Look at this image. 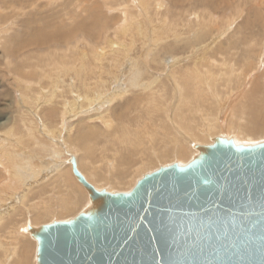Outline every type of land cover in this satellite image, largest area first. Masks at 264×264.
I'll list each match as a JSON object with an SVG mask.
<instances>
[{"label": "rangeland", "instance_id": "rangeland-1", "mask_svg": "<svg viewBox=\"0 0 264 264\" xmlns=\"http://www.w3.org/2000/svg\"><path fill=\"white\" fill-rule=\"evenodd\" d=\"M70 100H77L73 110ZM52 106H59L54 119ZM263 106L264 0H0V122L10 118L0 127V161L10 167L0 165V213L15 208L0 226V246L9 251L0 248V264H14L15 254V264L38 262L36 240L16 234L28 222L38 228L70 221L93 207L57 173L71 166L69 154L99 190L129 193L153 171L179 165L181 143L190 155L184 164L199 156L194 145L215 138L264 143ZM178 122L193 136L184 137ZM51 128L59 131L55 141ZM144 144L151 159L128 152ZM10 153L22 162L17 178L8 172ZM70 201L78 205L71 213Z\"/></svg>", "mask_w": 264, "mask_h": 264}, {"label": "water", "instance_id": "water-1", "mask_svg": "<svg viewBox=\"0 0 264 264\" xmlns=\"http://www.w3.org/2000/svg\"><path fill=\"white\" fill-rule=\"evenodd\" d=\"M197 149L129 193L97 190L73 159L93 207L29 226L37 264H264V143L216 138Z\"/></svg>", "mask_w": 264, "mask_h": 264}, {"label": "bare ground", "instance_id": "bare-ground-1", "mask_svg": "<svg viewBox=\"0 0 264 264\" xmlns=\"http://www.w3.org/2000/svg\"><path fill=\"white\" fill-rule=\"evenodd\" d=\"M133 2V1H132ZM134 3V2H133ZM161 3H159V5H160ZM229 4V3H228ZM234 22V21H233ZM227 54L228 53H226V56H227ZM230 56V55H229ZM231 66H233L232 64H231ZM236 69V68H235ZM237 70V69H236ZM238 72V71H237ZM223 73V72H222ZM225 73V72H224ZM238 74V73H237ZM236 74V75H237ZM261 75V74H260ZM235 76V75H234ZM194 77V76H193ZM223 77H226V76H224L223 75ZM223 77H221L222 79H223ZM259 77V76H258ZM198 78V77H197ZM231 78V77H230ZM260 78V77H259ZM194 80H195V78H193ZM227 79H228V77H227ZM252 79V78H251ZM136 80V79H135ZM135 80H133V81H135ZM140 79L138 78L137 80H136V82H138ZM219 80H220V78H219ZM218 80V81H219ZM256 80V79H255ZM217 81V82H218ZM185 82V81H184ZM194 82V81H193ZM192 82V83H193ZM258 82V81H257ZM132 83V82H131ZM196 83H198V82H196ZM224 83V82H223ZM229 83V82H228ZM230 84V83H229ZM233 84V83H232ZM201 85V84H200ZM234 85V84H233ZM224 86V85H223ZM252 86V85H251ZM237 87V86H236ZM254 87H256V86H254ZM200 88H202V86L200 87ZM207 88V87H206ZM229 88V87H228ZM231 88H232V86H231ZM230 88V89H231ZM185 89V88H184ZM184 89H183V91H184ZM194 90H196V89H194ZM257 90V89H256ZM203 91V90H202ZM207 91H208V89H207ZM228 91H229V89H228ZM246 91V90H245ZM195 92H197V91H195ZM223 92H225V91H223ZM231 92V91H230ZM58 93V92H57ZM204 93H205V90H204ZM227 93V92H226ZM232 93V92H231ZM234 93V92H233ZM238 93V92H237ZM184 94V93H183ZM206 94V93H205ZM204 94V95H205ZM57 95H59V94H57ZM182 95V94H181ZM185 95V94H184ZM90 96V95H89ZM93 98H88V100H89V104L91 105V104H93L94 103V101H95V98H94V96L93 95H91ZM188 96V95H187ZM186 96V97H187ZM201 96H202V93H201ZM207 96H208V94H207ZM218 96V95H217ZM249 96V95H248ZM253 96V95H252ZM65 97V96H64ZM181 97H183V96H181ZM220 97H222V95H220ZM249 97H251V96H249ZM248 97V98H249ZM77 98V97H76ZM98 98V97H97ZM100 98V97H99ZM191 98V97H190ZM190 98H187V99H189V101H190ZM56 99V98H55ZM147 99V98H146ZM155 99V98H154ZM72 100H74V99H72ZM77 100H78V98H77ZM77 100H75V102L77 101ZM191 100H192V98H191ZM61 101H62V99H61ZM71 101V100H70ZM166 101V100H165ZM222 101V100H221ZM254 101H255V99H254ZM58 102V101H57ZM75 102L74 101H71V107H72V109L71 110H73V106H75ZM144 102V101H143ZM154 102H155V100H154ZM180 102V101H179ZM251 102V101H250ZM50 103V102H49ZM54 103V102H53ZM197 103V102H196ZM199 103V102H198ZM56 104V103H55ZM61 104V103H60ZM64 104V103H63ZM163 104V103H162ZM201 104V103H200ZM208 104V103H207ZM57 105V104H56ZM59 105V104H58ZM198 105V104H197ZM252 105V104H251ZM179 106V105H178ZM193 106V105H192ZM204 106H206V105H204ZM242 106V105H241ZM258 106H259V104H258ZM184 108V105L183 106H181V108ZM260 107V106H259ZM148 108H150L149 106H148ZM180 108V109H181ZM182 108V110H184ZM239 108H240V106H239ZM263 108H264V106H263ZM202 109V108H201ZM247 109V108H246ZM258 109V108H257ZM49 110L51 111V113H52V119H54L55 117H56V113L59 111V106H52V108L51 107H49ZM150 110H152V108H150ZM149 110V111H150ZM215 110V109H214ZM23 111V110H22ZM154 111V110H153ZM180 111V113H181V110H179ZM185 111H187L186 109H185ZM206 111V110H205ZM256 111V110H255ZM151 112V111H150ZM156 112H158V111H156ZM249 112V111H248ZM257 112V111H256ZM60 113V112H59ZM182 113H184V112H182ZM181 113V114H182ZM200 113V112H199ZM239 113V112H238ZM154 114V113H153ZM165 114V113H164ZM188 114H189V112H188ZM60 115V114H59ZM163 115V114H162ZM180 115V114H179ZM187 115V114H186ZM190 115V114H189ZM180 117H182L181 115H180ZM183 117H188V116H185V115H183ZM5 118V121H1L0 122V127H3V128H6L5 126H7L8 127V123H7V125L6 124H4L6 121H8V119H10V118H8V117H4ZM8 118V119H7ZM123 118V117H122ZM129 118V119H128ZM191 118V117H190ZM126 119H128L127 121H130V120H132V116H130V117H127ZM163 119V118H162ZM178 119V118H177ZM187 119H189V117L187 118ZM252 119V118H251ZM4 120V119H3ZM168 120V119H167ZM181 120V119H180ZM217 120V119H216ZM221 120V119H220ZM247 120V119H246ZM257 120H258V118H257ZM256 120V121H257ZM261 120H263V119H261ZM260 120V121H261ZM87 121V120H86ZM169 121V120H168ZM260 121H258V122H260ZM9 122V121H8ZM83 122V121H82ZM222 122V121H221ZM221 122H219V123H221ZM225 122V121H224ZM227 122V121H226ZM258 122H257V124H258ZM126 122H124V124H125ZM175 123V122H174ZM254 123V122H253ZM261 123H262V125H260V124H258V126L259 127H261V131L263 130L264 131V121L262 122L261 121ZM113 124V123H112ZM124 124H122V125H124ZM176 124V123H175ZM180 124V126L183 128V130L184 131H186V135L184 136V137H186V136H189V135H187V132L190 134V136H193V134H192V132H191V130H190V128L188 127V126H186V127H184L185 126V124H181V122L179 123L178 122V125ZM218 124V123H217ZM217 124H215V125H217ZM225 124V123H224ZM230 124H232L231 122H230ZM246 124V123H245ZM244 124V125H245ZM249 124V123H248ZM44 125H45V128H46V126H47V124L46 123H44ZM82 125H84V124H82ZM86 125V124H85ZM121 125V126H122ZM161 125V124H160ZM169 125H171V124H169ZM207 127L208 126H210L209 125V122H206V124H205ZM57 126H59V125H57ZM179 126V127H180ZM218 126V125H217ZM51 127H53V126H51ZM86 127H89V126H87L86 125ZM108 127H110V126H107V128ZM119 127V126H118ZM161 127V126H160ZM216 127V126H215ZM220 127V126H219ZM228 127V126H227ZM226 127V128H227ZM239 127V126H238ZM92 128V127H91ZM95 128H97L96 126L94 127V128H92L93 130H95ZM111 128V127H110ZM109 128V129H110ZM244 128V127H243ZM247 128V127H246ZM251 128H252V126H251ZM25 129H27V128H25ZM161 129H162V127H161ZM167 129V128H166ZM211 130H212V132H213V130H215V129H213L212 127L210 128ZM247 129H249V128H247ZM246 129V130H247ZM7 130H12L11 128H7ZM13 130H15L14 128H13ZM160 129H158L157 130V128L155 129V131H156V133H158V131H159ZM163 130H164V127H163ZM177 130V129H176ZM179 130V129H178ZM110 131V130H109ZM162 131V130H161ZM170 131V130H169ZM168 131V132H169ZM182 131V130H181ZM250 131V130H249ZM254 131H255V133H259V131H260V129L259 128H257L256 127V129H254ZM49 132L53 135V137H55V136H59L58 134V129L57 128H51V129H49ZM100 132V131H99ZM108 132V131H107ZM121 132H122V130H121ZM175 132H177V131H175ZM223 132V131H222ZM101 133V132H100ZM111 133H113V132H111ZM111 133H106V134H104L106 137H108L107 136V134H109V136L110 137H113V136H116L115 134L113 135V134H111ZM118 133V132H117ZM170 133V132H169ZM172 133V132H171ZM178 133V132H177ZM219 133V132H218ZM239 133H241V132H239ZM264 133V132H263ZM121 134V133H120ZM165 134V133H164ZM179 135L178 136H176L178 139H180V137H181V135H182V133L180 134V133H178ZM183 134H185L184 132H183ZM215 134V133H214ZM52 135H49L48 137H50L51 139H53L54 141L55 140H57L56 139V137L55 138H53L52 137ZM250 135V134H249ZM189 136V137H190ZM218 136V135H217ZM226 136V135H225ZM164 137V136H163ZM165 138V137H164ZM22 139V138H21ZM89 139V137L88 138H86L85 140H84V142L85 141H87ZM108 139V138H107ZM123 139V138H122ZM216 139V138H215ZM214 139V140H215ZM78 140H79V142H81V143H84V142H82V140H80L79 138H78ZM108 141V140H107ZM119 140H117V142H118ZM121 141V140H120ZM163 141V140H162ZM169 141V140H168ZM106 142V141H105ZM164 142H166V141H164ZM172 142H175L174 140L172 141ZM44 144H43V146L45 145V144H49L48 142H43ZM104 143V142H103ZM126 143V142H125ZM168 142H166V144H167ZM192 143V142H191ZM119 144V143H118ZM55 145V144H54ZM122 145H123V143H122ZM131 145V144H130ZM170 145V144H169ZM56 146V145H55ZM126 146H128V144L126 145ZM165 146V145H164ZM197 146H200V145H194V147L196 148V150L199 152L198 154L200 155V151L197 149ZM202 146H206V145H202ZM52 146L51 145H46L45 146V148L47 149V150H49V151H52L53 149L51 148ZM57 147V146H56ZM100 147V146H99ZM175 147V146H174ZM177 147V146H176ZM69 148V147H68ZM55 149V148H54ZM127 149V148H126ZM90 150H92V149H90ZM139 150H140V153H141V155H143V154H145L146 156H148L149 158H150V152H151V146L149 145V144H144L142 147H138V148H136L135 146L134 147H132L131 148V150H129L128 152H130V151H132V153H133V156L135 157V155H138L137 153L139 152ZM168 150H170V149H168ZM179 150V154H178V162H179V165L180 166H183V165H187V164H184V163H186L185 161L187 160V157L189 156L190 157V155H189V151H188V148H187V145L186 144H183V143H181V145H180V149H178ZM178 150H177V152H178ZM127 151V150H126ZM76 152V151H75ZM91 152V151H90ZM73 153V152H72ZM121 153V152H120ZM131 153V154H132ZM143 153V154H142ZM54 154L55 155H57V158H61V152H58V149H57V151L56 152H54ZM123 154V153H122ZM131 154H128V156H125L124 157V160L125 161H127L128 162V164H130V161L132 160V156H130ZM135 154V155H134ZM4 156H6V155H4ZM17 156V155H16ZM16 156H14L13 154H9V158H11V160H8V162H10L11 163V166L12 165H14V172H12L11 173V171H8L9 172V174H10V176L12 175V174H14L13 176L15 177V178H17V177H19L20 175L19 174H21L20 172H21V166H22V162H20V160H19V156H17L18 157V159L16 158ZM3 158H5V157H3ZM63 159L65 158L64 156L62 157ZM136 158V157H135ZM192 158V157H191ZM6 159H7V156H6ZM76 160V157H74L73 155H70L69 154V163L71 164V166H67V168H59V170H58V174L59 175H62V177H63V180L64 181H66V177H69L68 179H70L71 180V183L73 182L75 185H77V187H79V188H81L82 189V191L83 192H85L86 194H87V196L89 197V199H90V196H89V193H88V191H87V189L82 185V183H80V181L77 179V177L75 176V174H74V172H73V167H72V160ZM151 159V158H150ZM194 159H196V158H194ZM193 159V160H194ZM176 160V159H175ZM133 161H134V158H133ZM20 162V163H19ZM77 162V161H76ZM83 162V161H82ZM124 162V161H123ZM79 163V162H78ZM84 163V162H83ZM125 163V162H124ZM133 163H135V162H133ZM188 163V162H187ZM190 163V162H189ZM82 164V163H81ZM0 165L1 166H3V167H5L7 170H10V167L9 166H7V165H5L4 163H3V161L1 160L0 161ZM58 165V164H57ZM56 165V166H57ZM124 165V164H123ZM133 165V164H132ZM29 167H30V165H28ZM59 166V165H58ZM122 166V165H121ZM135 166H137V165H135ZM28 167V168H29ZM71 167H72V170H71ZM123 167V166H122ZM27 168V167H26ZM131 168V167H130ZM18 169V170H17ZM34 169V168H33ZM32 169V170H33ZM35 170V171H34ZM33 171L36 173V174H38L39 173V171H40V169H37V167L34 169ZM79 170V169H78ZM124 170V169H123ZM30 171V170H29ZM155 171H158V170H155ZM26 172H28L27 171V169H26ZM83 172V171H82ZM98 172V171H97ZM154 172V171H153ZM152 172V173H153ZM25 173V171L23 172V174ZM56 173V174H57ZM26 174V173H25ZM24 174V175H25ZM85 174V173H84ZM98 174V173H97ZM130 174V173H129ZM64 175V176H63ZM83 175V174H82ZM127 175H128V173H127ZM12 176V177H13ZM37 176V175H36ZM74 176L76 177V179L79 181H77V180H75V178H74ZM84 176V175H83ZM85 178H86V180L88 181V182H92V180H90V178L89 177H86V176H84ZM93 177V176H92ZM95 178H96V176H94ZM126 177V176H125ZM21 178V177H20ZM49 178V177H48ZM122 178V177H121ZM34 179V178H33ZM57 179V178H56ZM93 179V178H92ZM141 179V178H140ZM20 180V179H19ZM122 180H124V179H122ZM69 180H67V182H68ZM133 181V180H132ZM70 182V181H69ZM51 183V182H50ZM29 184V183H28ZM136 185H137V183H136ZM97 190H99L98 188H97V186L94 184L93 185ZM21 187V186H20ZM76 187V188H77ZM10 188V187H9ZM20 189V188H19ZM26 189V188H25ZM134 189V188H133ZM28 192V191H27ZM24 193V192H23ZM110 193V192H109ZM21 195V194H20ZM24 196L22 197L23 199V202H25L24 200H25V198L26 197H28V196H26L27 194H23ZM65 195H67V194H65ZM26 196V197H25ZM79 196V195H78ZM91 201V200H90ZM36 202V201H35ZM75 202H73V201H70L69 203H68V205H67V207H69L68 209H69V213H71V211H73V209L75 208V206H77L78 207V205H75L74 204ZM92 203V202H91ZM60 206V205H59ZM35 207V206H34ZM80 207V206H79ZM83 207V206H82ZM41 209V208H40ZM9 210V212H8V214L7 215H4V214H1L0 215V226L3 224V223H5V219H9L10 217H11V212L12 211H14L15 210V208H12V209H8ZM45 210H47V209H45ZM74 210H76V209H74ZM41 211V210H40ZM0 212H1V210H0ZM40 213V212H39ZM6 214V213H5ZM11 224H15V221L13 220L12 221V219L9 221ZM29 223V222H28ZM25 224L24 225V227H22V228H20V229H18L19 231H18V233H16V234H18V235H23L25 232L27 233V232H29V226H31L30 225V223L29 224ZM16 225V224H15ZM18 226V225H17ZM27 227V228H26ZM11 229H12V231L13 232H17V229H16V227H13V226H11ZM30 233V232H29ZM31 234V233H30ZM32 236V235H31ZM25 238V237H24ZM29 238V237H28ZM33 238V237H32ZM34 239V238H33ZM35 240V239H34ZM15 242H17V241H15ZM37 242V241H36ZM7 243V242H6ZM11 243V242H10ZM10 243L8 242V244L10 245ZM38 243V242H37ZM5 244V243H4ZM8 244H6V245H8ZM0 248H2V245L0 246ZM8 248V247H7ZM5 249V248H4ZM4 249L2 248V250L4 251ZM37 249H38V247H37ZM1 250V249H0ZM6 251L8 250V249H5ZM12 251V250H11ZM8 253H9V251H7ZM13 253V252H12ZM5 254V253H4ZM7 254V253H6ZM11 255V254H10ZM21 256V255H20ZM23 256V255H22ZM8 257V256H7ZM23 258V257H22ZM9 259H11V257H9ZM16 254L14 255V257H13V260H12V262L15 264V261H16ZM36 259H37V257H36ZM5 260H6V258H5ZM4 261V260H3ZM10 261V260H9ZM17 261H18V259H17ZM23 261H25V260H23ZM5 262H7V261H5ZM4 262V263H5ZM19 262V261H18ZM22 262V261H21ZM8 263V262H7ZM29 263V262H28ZM20 264V263H19ZM36 264H37V262H36Z\"/></svg>", "mask_w": 264, "mask_h": 264}]
</instances>
